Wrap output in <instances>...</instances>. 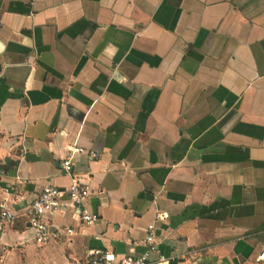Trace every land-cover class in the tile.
<instances>
[{
    "label": "crops",
    "instance_id": "obj_1",
    "mask_svg": "<svg viewBox=\"0 0 264 264\" xmlns=\"http://www.w3.org/2000/svg\"><path fill=\"white\" fill-rule=\"evenodd\" d=\"M72 149L97 220L63 197L45 221L76 233L37 246ZM0 172V264L138 257L150 225L168 264H260L264 0H0Z\"/></svg>",
    "mask_w": 264,
    "mask_h": 264
},
{
    "label": "built area",
    "instance_id": "obj_2",
    "mask_svg": "<svg viewBox=\"0 0 264 264\" xmlns=\"http://www.w3.org/2000/svg\"><path fill=\"white\" fill-rule=\"evenodd\" d=\"M81 152L80 149H72L62 161V169L68 176L71 177V184L67 189H60L54 186H45L27 206L24 214L28 223L29 229L33 234L34 242L37 246H42L51 240H57L64 236H72L76 232L72 228L54 229L45 221V214L53 213L60 207V200L67 197L70 203L74 206V213L79 218V221L86 225H92L97 220L95 215H91L85 208L90 190L81 183L72 174V159L76 153ZM3 175V172H0ZM7 192V190H5ZM16 214L10 209L7 200L0 202V233L12 227L16 221ZM157 220H162L161 216H157ZM154 227H148V234L145 239V252L138 257H116L110 251L94 250L85 264H168V261L158 255L157 245L155 243ZM256 261L264 264V247L258 253Z\"/></svg>",
    "mask_w": 264,
    "mask_h": 264
}]
</instances>
